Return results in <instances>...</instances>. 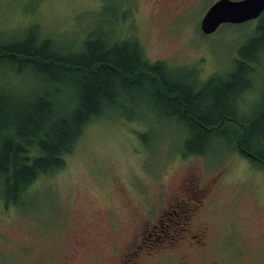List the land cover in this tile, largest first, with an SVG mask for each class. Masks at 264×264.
<instances>
[{
	"label": "rangeland",
	"instance_id": "rangeland-1",
	"mask_svg": "<svg viewBox=\"0 0 264 264\" xmlns=\"http://www.w3.org/2000/svg\"><path fill=\"white\" fill-rule=\"evenodd\" d=\"M213 1L0 0V37L20 38L35 29L68 49L101 28L112 33L109 41L135 37L147 61H164L177 78L218 87L233 81L240 48L260 32L257 18L201 33L199 18ZM189 4L196 7L183 15ZM262 45L244 67L239 97L226 98L233 99L228 109L235 119L209 132L203 153H185L188 128L133 89L84 125L63 167L38 175L17 201L0 191V264H115L111 247L125 249L132 238L140 243L139 258L159 253L169 245L159 237L166 222L161 212L191 173L201 183L215 182L200 218L215 241L231 231L227 264H264V163L241 154L236 133L239 120L247 123L264 108ZM0 77V86L17 97L48 88L34 69L6 66ZM56 86L63 99L58 105L72 104L67 90ZM145 223L154 231L144 230ZM82 243L90 246L87 256H81Z\"/></svg>",
	"mask_w": 264,
	"mask_h": 264
},
{
	"label": "trees",
	"instance_id": "trees-1",
	"mask_svg": "<svg viewBox=\"0 0 264 264\" xmlns=\"http://www.w3.org/2000/svg\"><path fill=\"white\" fill-rule=\"evenodd\" d=\"M255 30L260 35L250 37L235 59L239 72L232 82L218 87L208 83L197 87L177 78L164 61H147L135 37L109 41L112 33L101 28L68 49L54 45L35 29L20 38L0 37V69H34L48 85L39 93L19 97L0 86V191L6 200L17 201L38 175L63 167L84 125L102 114L104 107H116L121 92L133 89L154 98L167 116L188 128L185 153H203L209 132L236 117L228 109L233 99L226 98L239 95L244 67L264 42V11ZM56 84L67 90L72 104L58 105L63 99H57L61 87ZM245 120H239L235 131L242 134L238 148L243 156L264 163V108Z\"/></svg>",
	"mask_w": 264,
	"mask_h": 264
},
{
	"label": "flooded vegetation",
	"instance_id": "flooded-vegetation-1",
	"mask_svg": "<svg viewBox=\"0 0 264 264\" xmlns=\"http://www.w3.org/2000/svg\"><path fill=\"white\" fill-rule=\"evenodd\" d=\"M199 3L200 0H198V5ZM195 7L196 5L189 4L186 10L183 11L185 12L183 15H188ZM202 16L201 14L198 22L199 31H201L200 20ZM214 185L215 182L212 180L201 183L196 173L187 176L179 187L177 194L167 201V206L170 209L161 212L165 215L166 222L165 224L161 223L159 237L168 240L169 245H163L159 253H150L147 257L139 258L140 243L132 238L128 241L125 249L116 251V246L111 247V251L116 253L115 264H144L146 261L155 258L162 259V264H227L229 256L225 255L224 251L226 248L225 243L230 236L228 234L231 231L226 232L224 230L226 233H222L223 237L215 241L213 229L200 218L201 210L205 206L204 202L209 197L211 188ZM149 226L148 223H145L144 230L154 231ZM152 227L156 228L157 225L153 224ZM150 234L148 233V235ZM143 238L149 239L145 236ZM159 241L160 239H156L155 242ZM142 242L144 241L142 240ZM82 244L80 246L82 248L81 256H87L88 253H91L90 246L85 243ZM167 247V251H164ZM75 252L77 253L79 250Z\"/></svg>",
	"mask_w": 264,
	"mask_h": 264
},
{
	"label": "water",
	"instance_id": "water-1",
	"mask_svg": "<svg viewBox=\"0 0 264 264\" xmlns=\"http://www.w3.org/2000/svg\"><path fill=\"white\" fill-rule=\"evenodd\" d=\"M264 0H216L203 14L200 29L209 34L224 22L239 23L258 17Z\"/></svg>",
	"mask_w": 264,
	"mask_h": 264
}]
</instances>
